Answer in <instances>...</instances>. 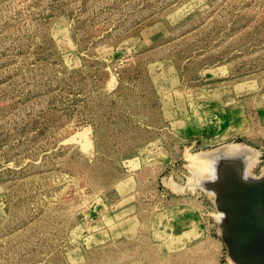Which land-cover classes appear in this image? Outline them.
<instances>
[{
    "label": "rangeland",
    "instance_id": "1",
    "mask_svg": "<svg viewBox=\"0 0 264 264\" xmlns=\"http://www.w3.org/2000/svg\"><path fill=\"white\" fill-rule=\"evenodd\" d=\"M245 168L264 0H0V264H241Z\"/></svg>",
    "mask_w": 264,
    "mask_h": 264
},
{
    "label": "water",
    "instance_id": "2",
    "mask_svg": "<svg viewBox=\"0 0 264 264\" xmlns=\"http://www.w3.org/2000/svg\"><path fill=\"white\" fill-rule=\"evenodd\" d=\"M227 184L219 189L217 202L228 209L226 229L221 234L227 251L236 255L241 264H264V176L254 180H243L238 176L226 177ZM227 179V180H226Z\"/></svg>",
    "mask_w": 264,
    "mask_h": 264
},
{
    "label": "bare ground",
    "instance_id": "3",
    "mask_svg": "<svg viewBox=\"0 0 264 264\" xmlns=\"http://www.w3.org/2000/svg\"><path fill=\"white\" fill-rule=\"evenodd\" d=\"M244 151H246V150H244ZM243 151V152H244ZM247 152V151H246ZM235 154H238V152L236 151L235 152ZM242 154V153H241ZM247 154H248V152H247ZM246 154V155H247ZM251 154V153H250ZM206 156V155H205ZM240 156V155H239ZM248 156V155H247ZM250 156H252V155H249L248 157H249V159H251L250 158ZM207 157V156H206ZM210 156H208L207 157V159H209L210 160V158H209ZM204 159H206L205 157H204ZM206 159V160H207ZM202 160H203V158H202ZM209 160H207V161H205V162H208ZM245 160H247V158L245 159ZM244 162H246V161H244ZM250 162V161H249ZM241 164V163H240ZM247 164V163H246ZM244 169V168H243ZM246 169V168H245ZM241 170H242V165H241ZM263 176V175H262ZM258 178H262V177H255V176H253L247 169L246 170H243L242 172H241V179H243V180H254V179H258ZM225 188H227V186L225 187ZM221 206H222V208H226V206L225 205H223V204H220ZM220 206V207H221ZM226 210V209H225ZM228 210V209H227ZM223 211V210H222ZM228 213V212H227ZM228 215V214H227ZM225 229H226V226H225ZM225 232V231H224ZM239 263H241V261H239Z\"/></svg>",
    "mask_w": 264,
    "mask_h": 264
}]
</instances>
